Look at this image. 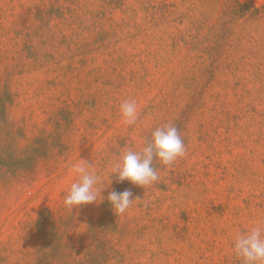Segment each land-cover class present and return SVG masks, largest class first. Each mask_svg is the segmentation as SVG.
Returning <instances> with one entry per match:
<instances>
[{
  "label": "rangeland",
  "instance_id": "obj_1",
  "mask_svg": "<svg viewBox=\"0 0 264 264\" xmlns=\"http://www.w3.org/2000/svg\"><path fill=\"white\" fill-rule=\"evenodd\" d=\"M237 1L0 0V264H236L232 235L264 218V3ZM166 123L185 156L151 188L107 184ZM78 159L105 187L70 213ZM125 189L141 200L116 216Z\"/></svg>",
  "mask_w": 264,
  "mask_h": 264
},
{
  "label": "clouds",
  "instance_id": "obj_2",
  "mask_svg": "<svg viewBox=\"0 0 264 264\" xmlns=\"http://www.w3.org/2000/svg\"><path fill=\"white\" fill-rule=\"evenodd\" d=\"M257 2L264 3V0ZM139 111L140 106L135 99L123 100L119 105L120 121L125 126L136 125ZM185 154V141L174 123L155 127L151 135L142 140L139 150L128 148L117 155L107 170V184L112 182L109 177L114 175L118 184L127 181L144 190L151 188L160 180L159 171L174 166ZM69 171L76 178L62 193V207L66 211L71 213L100 200L105 185L94 163L78 159L70 163ZM107 200L116 216H124L141 199L134 198L132 192L125 189L109 192ZM230 253L236 264H264V218H257L247 228L234 232Z\"/></svg>",
  "mask_w": 264,
  "mask_h": 264
},
{
  "label": "trees",
  "instance_id": "obj_3",
  "mask_svg": "<svg viewBox=\"0 0 264 264\" xmlns=\"http://www.w3.org/2000/svg\"><path fill=\"white\" fill-rule=\"evenodd\" d=\"M237 4L239 5L240 9H241V13L243 14H254L256 12H258L261 8V6L259 5V2H257V0H248L245 3H242L241 1H237Z\"/></svg>",
  "mask_w": 264,
  "mask_h": 264
}]
</instances>
